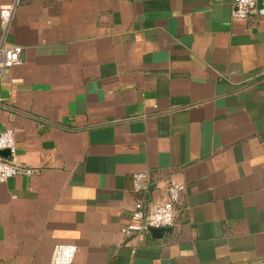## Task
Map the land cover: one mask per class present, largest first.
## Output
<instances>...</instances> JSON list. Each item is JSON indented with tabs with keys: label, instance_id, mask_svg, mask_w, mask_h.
Here are the masks:
<instances>
[{
	"label": "crops",
	"instance_id": "0c3cea01",
	"mask_svg": "<svg viewBox=\"0 0 264 264\" xmlns=\"http://www.w3.org/2000/svg\"><path fill=\"white\" fill-rule=\"evenodd\" d=\"M232 4L0 0L22 49L0 76L2 157L33 171L0 184V264L56 245L72 264H264V0L245 20ZM170 183L172 227L120 235Z\"/></svg>",
	"mask_w": 264,
	"mask_h": 264
},
{
	"label": "built area",
	"instance_id": "2783aa9c",
	"mask_svg": "<svg viewBox=\"0 0 264 264\" xmlns=\"http://www.w3.org/2000/svg\"><path fill=\"white\" fill-rule=\"evenodd\" d=\"M256 0H233L230 16L235 20H245L253 14ZM14 5L0 11V76L5 70L21 63L22 49L20 47L5 46V34L13 17ZM7 151L9 156L15 154L14 135L11 130L0 131V184L14 177H30L33 171L13 161H7L2 153ZM131 188L134 193L143 192L148 184L146 173H133L131 175ZM184 186L170 183L167 186V198L160 203H151L143 207L136 203L128 220L119 228L123 237L141 235L150 230H166L172 227L175 208L180 203ZM76 248L72 245L54 246L49 264H72Z\"/></svg>",
	"mask_w": 264,
	"mask_h": 264
},
{
	"label": "water",
	"instance_id": "95a60500",
	"mask_svg": "<svg viewBox=\"0 0 264 264\" xmlns=\"http://www.w3.org/2000/svg\"><path fill=\"white\" fill-rule=\"evenodd\" d=\"M256 3H257V5L258 4L260 5L262 3V0H256ZM3 153H8V152L4 151ZM162 231H164V230H150V232H152V233H158V232H162Z\"/></svg>",
	"mask_w": 264,
	"mask_h": 264
}]
</instances>
